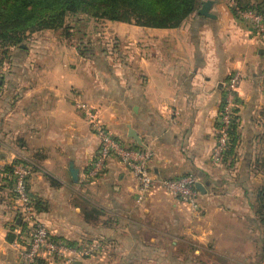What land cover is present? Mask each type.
<instances>
[{
    "label": "crops",
    "instance_id": "obj_1",
    "mask_svg": "<svg viewBox=\"0 0 264 264\" xmlns=\"http://www.w3.org/2000/svg\"><path fill=\"white\" fill-rule=\"evenodd\" d=\"M207 2L214 17L198 13ZM198 11L176 29L105 21L118 44L110 52L114 69L97 67L95 54L62 45L58 34L32 36L40 63L25 64L23 51L0 85V264H21L8 234L19 240L26 229L10 171L24 159L33 166L36 212L55 240L101 241L110 264H264V45L229 0H200ZM235 71L246 79L234 149L216 167L210 157L222 85ZM77 100L97 109L114 137L151 148L154 176L195 175L206 192L200 212L157 190L139 204L135 178L116 158L83 184L98 140ZM130 129L142 144L129 138ZM104 257L82 264H104Z\"/></svg>",
    "mask_w": 264,
    "mask_h": 264
},
{
    "label": "built area",
    "instance_id": "obj_2",
    "mask_svg": "<svg viewBox=\"0 0 264 264\" xmlns=\"http://www.w3.org/2000/svg\"><path fill=\"white\" fill-rule=\"evenodd\" d=\"M229 4L235 18L252 27L264 45V14L255 10L242 9L236 0H229ZM3 61V46L0 42V79L5 75ZM245 79L246 76L241 71H235L222 85V100L217 117V140L210 157L212 166H223L228 159L233 132L238 123L239 88ZM76 107L86 118L92 133L98 140L97 153L83 175V184H90L102 177L106 172L108 161L116 158L135 178L139 204L157 190L178 199L190 211L200 212L201 196L196 189L198 179L195 175L177 179L154 176L150 171V163L155 157L151 148L131 146L114 137L95 108L84 103H77ZM11 174L13 195L20 213L19 218L26 228L22 239L12 244L18 252L21 264L84 263L105 254V247L101 241L70 243L53 238L48 225L36 212V200L29 189L33 174V166L29 160L24 159L14 164Z\"/></svg>",
    "mask_w": 264,
    "mask_h": 264
},
{
    "label": "trees",
    "instance_id": "obj_3",
    "mask_svg": "<svg viewBox=\"0 0 264 264\" xmlns=\"http://www.w3.org/2000/svg\"><path fill=\"white\" fill-rule=\"evenodd\" d=\"M237 3L242 9L264 14V3L246 6L239 1ZM199 5L200 0H0L3 59H6L10 48L22 45L29 36L63 30L69 16L85 15L96 20L145 28L176 29L197 13ZM65 34L67 40L72 38L67 31ZM0 80L3 82L4 78ZM233 143L235 136L229 153L234 149ZM258 205V215L264 221L263 194ZM15 225L18 226L17 223ZM16 240V236L8 234V241Z\"/></svg>",
    "mask_w": 264,
    "mask_h": 264
},
{
    "label": "rangeland",
    "instance_id": "obj_4",
    "mask_svg": "<svg viewBox=\"0 0 264 264\" xmlns=\"http://www.w3.org/2000/svg\"><path fill=\"white\" fill-rule=\"evenodd\" d=\"M105 21L106 20H96L85 15H78L75 17L69 16L66 19L65 28L63 30L53 33L60 35L63 41L62 45L69 44V46L71 45L73 48H76V50L80 49L89 55L95 54V56L97 57H95L96 62L94 63L96 64L97 67L98 66L102 67L107 65L112 69H114L118 63L115 57H111V53H113V50H115V48L118 47V44H116L117 42L113 35L114 33L109 31L110 28L109 26L112 24L107 23L109 21L107 22ZM65 31H67V33H70L72 35V38L70 40H67V38H65L66 35ZM106 32L108 34H105ZM103 49L106 50L105 52L108 54V57H102L100 55L102 54ZM36 50H37L36 39L33 38L32 36H29L22 45L14 46L10 48L8 50L6 59L3 61V64L5 66V75L3 76V78L5 79V77L8 75L7 69L10 70L11 69L10 66L12 67L14 63H18L19 60L23 58V54H25L23 53V51L27 52V54L29 53L28 58H25V60H23L25 64H31L35 66L38 65L40 62L36 57V52H35ZM26 60H28L29 63ZM77 103H84V102L77 100L76 106ZM106 253L98 258L104 257ZM104 258L106 261H103V263L110 264L109 260L111 258H107V256Z\"/></svg>",
    "mask_w": 264,
    "mask_h": 264
},
{
    "label": "water",
    "instance_id": "obj_5",
    "mask_svg": "<svg viewBox=\"0 0 264 264\" xmlns=\"http://www.w3.org/2000/svg\"><path fill=\"white\" fill-rule=\"evenodd\" d=\"M210 5H211V2H207V3H205L202 7H201V9L198 11V13L200 14V15H203V16H206V17H214V16H212L211 14H210ZM2 84V80H0V85ZM129 138H131V139H133V140H135V141H137L138 142V144H142V142H141V139L138 137V135L136 134V132L134 131V130H132V129H130V131H129ZM69 171H70V173H71V176H72V178H73V180L75 181V182H78V170L74 167V164L71 162L70 163V168H69ZM196 189L200 192V193H202V194H205L206 192H205V188H204V185L203 184H201V183H197L196 184ZM75 264H82V262H76Z\"/></svg>",
    "mask_w": 264,
    "mask_h": 264
}]
</instances>
